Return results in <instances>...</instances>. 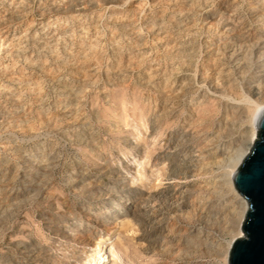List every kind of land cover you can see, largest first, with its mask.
Listing matches in <instances>:
<instances>
[{
  "label": "rangeland",
  "instance_id": "374dc122",
  "mask_svg": "<svg viewBox=\"0 0 264 264\" xmlns=\"http://www.w3.org/2000/svg\"><path fill=\"white\" fill-rule=\"evenodd\" d=\"M254 45L264 0H0V264H225L198 169L247 147Z\"/></svg>",
  "mask_w": 264,
  "mask_h": 264
},
{
  "label": "bare ground",
  "instance_id": "6f19581e",
  "mask_svg": "<svg viewBox=\"0 0 264 264\" xmlns=\"http://www.w3.org/2000/svg\"><path fill=\"white\" fill-rule=\"evenodd\" d=\"M252 48L254 52L256 50H259V52L256 54H258L259 57L264 61V45L262 47L254 45ZM236 56H237V53L232 54V57H236ZM259 78L261 81L264 82V64H263V69L261 70V75ZM259 87L260 86L258 85L257 95H259L260 97L263 95L264 97V91H263L264 89L261 88L262 89L261 90ZM254 105H255V109L252 110V115L250 116L251 117L250 124L243 126L241 128L243 135L247 138L244 142L245 144H247V147L245 148L238 147L234 150L227 152L228 153L227 155L225 153V151H227V148H224L222 149V151L224 152L222 157L217 156L219 150H221L220 146L216 147V149L215 147L212 149H209L206 152L207 155L203 156L202 158L206 160L214 159L213 160L214 162H210V163L207 162L205 164H202L201 167H199L198 169L201 174L203 173L205 175L209 174V175H212L213 177L211 184L208 186V191L211 194V197L206 200L205 199L200 200L201 208H203L202 210L204 211L203 214L206 213V214H209L210 217L212 216L215 223H219V222L222 223V222H227L230 220L238 221L239 232H238V235L235 236V238L230 242L229 246L227 247L225 264H229L228 258H229V253H230V249H231L233 242L236 239H239L244 236V233L242 231V224L249 210V204L247 200L237 191L234 185L233 176L235 172L238 170V168L240 167V165L242 164V162L244 161L245 157L250 153L252 147L254 146V142L257 139V133H258L257 123H258L261 113L264 111V104L262 105V103L261 104L255 103ZM218 158H221V159L218 160ZM169 196L172 199L175 197L177 198L185 197L183 192L179 191L178 189L170 190ZM214 200L218 202L221 200H224L225 205L220 211H216V212L213 211L212 201ZM94 224L100 225L101 223L96 221ZM205 237H207L205 239H206V242H208L209 237L208 236H205ZM209 244L212 245L213 243L209 242Z\"/></svg>",
  "mask_w": 264,
  "mask_h": 264
},
{
  "label": "water",
  "instance_id": "95a60500",
  "mask_svg": "<svg viewBox=\"0 0 264 264\" xmlns=\"http://www.w3.org/2000/svg\"><path fill=\"white\" fill-rule=\"evenodd\" d=\"M257 126L254 146L233 176L249 210L242 224L244 236L231 246L229 264H264V111Z\"/></svg>",
  "mask_w": 264,
  "mask_h": 264
}]
</instances>
